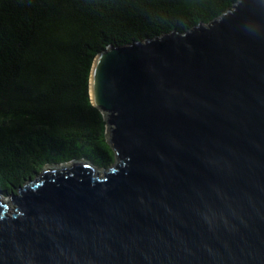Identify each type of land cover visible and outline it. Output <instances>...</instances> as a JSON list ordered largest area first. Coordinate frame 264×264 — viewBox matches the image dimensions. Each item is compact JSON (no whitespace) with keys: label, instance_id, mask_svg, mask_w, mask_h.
Returning <instances> with one entry per match:
<instances>
[{"label":"water","instance_id":"95a60500","mask_svg":"<svg viewBox=\"0 0 264 264\" xmlns=\"http://www.w3.org/2000/svg\"><path fill=\"white\" fill-rule=\"evenodd\" d=\"M90 95L114 164L0 197V264H264V0L109 46Z\"/></svg>","mask_w":264,"mask_h":264},{"label":"trees","instance_id":"16d2710c","mask_svg":"<svg viewBox=\"0 0 264 264\" xmlns=\"http://www.w3.org/2000/svg\"><path fill=\"white\" fill-rule=\"evenodd\" d=\"M238 1L0 0V192L16 194L49 165L111 167L90 95L96 56L208 25Z\"/></svg>","mask_w":264,"mask_h":264},{"label":"bare ground","instance_id":"6f19581e","mask_svg":"<svg viewBox=\"0 0 264 264\" xmlns=\"http://www.w3.org/2000/svg\"><path fill=\"white\" fill-rule=\"evenodd\" d=\"M235 5V4H234ZM232 9V8H231ZM219 19V18H218ZM216 20V19H215ZM204 25V24H203ZM80 161H82V162H86V163H89V164H91V165H94L92 162H90V161H88V160H86V159H82V160H80ZM67 164H69V163H67ZM110 168V167H109ZM108 167L107 168H103V167H101L100 169H102V170H106V169H109ZM24 186V185H23ZM19 191H21V188L19 189ZM18 191V192H19ZM17 192V193H18ZM11 196H12V194H10V195H8V199H9V201L7 200V203H9L10 202V200H11ZM0 197L1 198H4V196H3V194L0 192Z\"/></svg>","mask_w":264,"mask_h":264},{"label":"rangeland","instance_id":"374dc122","mask_svg":"<svg viewBox=\"0 0 264 264\" xmlns=\"http://www.w3.org/2000/svg\"><path fill=\"white\" fill-rule=\"evenodd\" d=\"M4 196V198L3 199H6V202H7V200L9 201V199H8V196H5V195H3ZM9 207H10V213H12V210H14V205L13 204H9Z\"/></svg>","mask_w":264,"mask_h":264}]
</instances>
